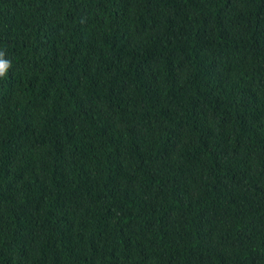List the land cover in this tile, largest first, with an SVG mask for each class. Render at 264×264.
I'll list each match as a JSON object with an SVG mask.
<instances>
[{"label":"trees","instance_id":"obj_1","mask_svg":"<svg viewBox=\"0 0 264 264\" xmlns=\"http://www.w3.org/2000/svg\"><path fill=\"white\" fill-rule=\"evenodd\" d=\"M0 264H264V0H0Z\"/></svg>","mask_w":264,"mask_h":264},{"label":"clouds","instance_id":"obj_2","mask_svg":"<svg viewBox=\"0 0 264 264\" xmlns=\"http://www.w3.org/2000/svg\"><path fill=\"white\" fill-rule=\"evenodd\" d=\"M4 53L0 52V77L6 74L7 69L11 66V62L4 59Z\"/></svg>","mask_w":264,"mask_h":264}]
</instances>
